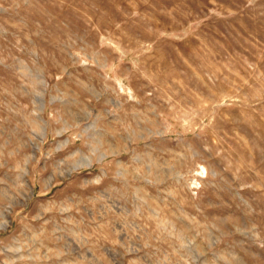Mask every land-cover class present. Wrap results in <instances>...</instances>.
<instances>
[{
  "label": "rangeland",
  "instance_id": "rangeland-1",
  "mask_svg": "<svg viewBox=\"0 0 264 264\" xmlns=\"http://www.w3.org/2000/svg\"><path fill=\"white\" fill-rule=\"evenodd\" d=\"M0 264H264V0H0Z\"/></svg>",
  "mask_w": 264,
  "mask_h": 264
}]
</instances>
